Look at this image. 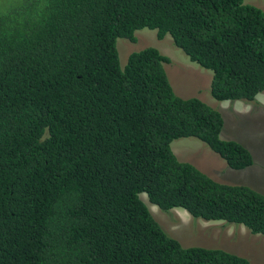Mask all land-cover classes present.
Listing matches in <instances>:
<instances>
[{"label": "trees", "instance_id": "obj_1", "mask_svg": "<svg viewBox=\"0 0 264 264\" xmlns=\"http://www.w3.org/2000/svg\"><path fill=\"white\" fill-rule=\"evenodd\" d=\"M246 0H11L0 12V264H251L183 247L167 214L264 236V195L181 162L194 138L232 170L253 164L221 140V115L173 89L153 47L120 64L117 39L166 35L212 73L216 101L264 94V12ZM142 196H146L144 200Z\"/></svg>", "mask_w": 264, "mask_h": 264}, {"label": "rangeland", "instance_id": "obj_2", "mask_svg": "<svg viewBox=\"0 0 264 264\" xmlns=\"http://www.w3.org/2000/svg\"><path fill=\"white\" fill-rule=\"evenodd\" d=\"M11 3V0H0V12L5 11ZM245 4L264 12V0H246ZM135 34L138 39L136 44L117 39L120 64L128 54L139 48L153 47L159 50L170 59L165 69L179 97L198 98L219 111L224 120L221 139L234 140L247 148L253 164L241 171H233L218 155L194 138H181L171 143V150L177 158L181 162L192 164L214 181L246 186L264 195V94L257 96L255 101L236 103L234 106L227 102H217L209 93L212 73L191 62L173 45L169 35L159 40L156 31L149 29L138 30ZM142 198L145 200L146 196ZM146 203L163 229L183 247L222 249L246 258L251 264H264V236L253 235L243 226L193 219L187 214H180L181 210L173 209L164 214L147 201Z\"/></svg>", "mask_w": 264, "mask_h": 264}, {"label": "clouds", "instance_id": "obj_3", "mask_svg": "<svg viewBox=\"0 0 264 264\" xmlns=\"http://www.w3.org/2000/svg\"><path fill=\"white\" fill-rule=\"evenodd\" d=\"M156 31V30H155ZM156 33H157V31H156ZM172 40V39H171ZM181 51V50H180ZM182 52V51H181ZM183 53V52H182ZM187 57V56H186ZM188 58V57H187ZM210 92V91H209ZM259 96V95H258ZM198 99V98H197ZM200 100V99H199ZM201 101V100H200ZM216 101V100H215ZM233 101H235V100H233ZM233 101H217V102H227V103H229L231 106H234L236 103H238V104H242V103H245V102H242V101H237V102H233ZM203 102V101H202ZM237 104V105H238ZM209 106V105H208ZM210 108H212L211 106H209ZM237 107V106H236ZM212 109H214V108H212ZM215 110V109H214ZM217 111V110H216ZM220 115H221V117H222V114L219 112V111H217ZM222 120H223V118H222ZM223 123H224V120H223ZM222 128H223V126H222ZM223 130V129H222ZM221 130V131H222ZM220 135H221V133H220ZM220 135H219V137H220ZM220 139H221V137H220ZM221 140H223V139H221ZM199 141V140H198ZM225 141H227V140H225ZM201 142V141H200ZM202 143V142H201ZM204 144V143H203ZM205 145V144H204ZM215 154V153H214ZM217 155V154H216ZM219 157V156H218ZM220 158V157H219ZM221 159V158H220ZM226 165V164H225ZM227 166V165H226ZM228 167V166H227ZM229 168V167H228ZM230 169V168H229ZM232 170V169H231ZM233 171H241V170H233ZM210 178V177H209ZM213 180V179H212ZM217 182V181H216ZM218 183H220V182H218ZM221 184H223V183H221ZM226 185H228V184H226ZM173 210V209H172ZM175 210H181V209H175ZM151 211V210H150ZM183 210H181V211H179V213L180 214H187L188 216H190L188 213H186L185 211H183ZM191 217V216H190ZM192 218V217H191ZM211 222V221H210ZM214 222V221H213ZM180 224V223H179Z\"/></svg>", "mask_w": 264, "mask_h": 264}]
</instances>
